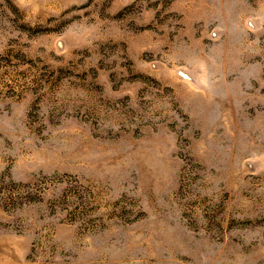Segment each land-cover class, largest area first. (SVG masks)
Returning <instances> with one entry per match:
<instances>
[{
    "label": "rangeland",
    "instance_id": "obj_1",
    "mask_svg": "<svg viewBox=\"0 0 264 264\" xmlns=\"http://www.w3.org/2000/svg\"><path fill=\"white\" fill-rule=\"evenodd\" d=\"M0 264H264V0H0Z\"/></svg>",
    "mask_w": 264,
    "mask_h": 264
}]
</instances>
